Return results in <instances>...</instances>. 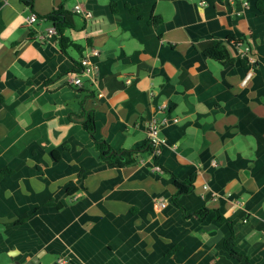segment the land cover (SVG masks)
I'll return each mask as SVG.
<instances>
[{
	"label": "crops",
	"instance_id": "obj_1",
	"mask_svg": "<svg viewBox=\"0 0 264 264\" xmlns=\"http://www.w3.org/2000/svg\"><path fill=\"white\" fill-rule=\"evenodd\" d=\"M28 1L0 0V264L38 254L44 264H246L224 246L228 224L196 215L203 208L229 219L237 250L264 264V0ZM58 7L74 13L66 36L82 53L40 38ZM210 40L234 61L202 54ZM90 47L96 84L72 86ZM89 114L117 151L145 149L157 120L165 171L146 151L137 165L104 164ZM174 177L194 178L179 205Z\"/></svg>",
	"mask_w": 264,
	"mask_h": 264
},
{
	"label": "trees",
	"instance_id": "obj_2",
	"mask_svg": "<svg viewBox=\"0 0 264 264\" xmlns=\"http://www.w3.org/2000/svg\"><path fill=\"white\" fill-rule=\"evenodd\" d=\"M23 1L27 4L30 3V1L28 0H23ZM74 16L75 15L73 12L63 7H58L54 9L49 15H47L45 19L50 21L53 25V28L56 30L57 34L55 38L57 39L59 47L63 52H66L69 48L73 47L77 49L79 53H82L83 49L81 48V46L77 45L66 36V31L75 27ZM153 23L154 25L157 26L159 24V19H154ZM199 48L202 54H204L206 57H209L221 64L232 63L234 61V59L231 57L228 46L223 42L217 40H210L201 43L199 45ZM242 61L244 64L247 65V63L244 60ZM256 66L257 65L255 64L254 67ZM83 125L85 129L88 131V133L91 135L92 139L94 140L96 149L100 153V159L106 165L115 168H124L128 166L137 165L139 163V158L142 153H144L145 151L148 152L149 154L153 153V148L150 144H148V146L145 149H122L118 151L114 150L108 144V142H106L103 139H98L96 137L95 120L92 114H89L87 116V119L83 123ZM158 160L159 157L153 158L154 163L160 165ZM160 167L162 171H165V169L161 165ZM7 172L9 171L7 170L3 171L1 175ZM174 178H175L174 185L177 189V192L174 195V202L179 205L180 198L183 195L189 193L193 188L194 178H189L187 180H180L176 177ZM211 213H213L214 220L217 223L220 224L226 223L228 224L231 230L230 235L224 241V246L227 249V251L230 253V255L233 256L238 261L245 262L246 264H250L248 257L241 254L236 248V240H235L233 224L229 219L224 217L221 213H219L216 210H209L206 208H203L202 210L196 212V215L200 216L202 219H205ZM22 222L23 221H20L18 223H22Z\"/></svg>",
	"mask_w": 264,
	"mask_h": 264
},
{
	"label": "built area",
	"instance_id": "obj_3",
	"mask_svg": "<svg viewBox=\"0 0 264 264\" xmlns=\"http://www.w3.org/2000/svg\"><path fill=\"white\" fill-rule=\"evenodd\" d=\"M230 2H233L234 0H229ZM201 6L204 5V2L201 1L199 3ZM243 5L245 8H249L250 4L248 1H244ZM74 12L77 14L83 15L86 19H89L92 17V14L85 11L84 8L81 6H76L74 8ZM240 13H238L239 15ZM38 21V17L36 14L32 13L29 17L26 19V26L30 27L33 24H35ZM57 32L54 28H50L45 35H41L40 38H52L56 36ZM100 54L99 50L95 47L88 48L87 53L82 57L80 64L76 70L71 72L68 75L69 78V84L75 87H81L83 85V79L89 80L92 84H96L97 75H98V69L97 66L91 61V57H96ZM242 54L244 58H246L247 62L250 64L252 68H255L254 65L256 64V58L253 54L250 47H247L245 50L242 51ZM250 77V75L247 76L244 83L247 82V79ZM131 81L128 80V83ZM101 96V95H100ZM161 110L166 109V105H162L160 107ZM175 123L179 121L178 118H175L173 120ZM161 131V124L157 120H153L148 124V137H149V144L153 148V153L151 154V161L153 164V167L156 171H162L160 165H157L154 163L153 158L160 157L162 152V147L165 144V140L160 135ZM208 185H204V190L208 191ZM165 204H158L157 207H164ZM59 264H66L67 260L62 258L58 260Z\"/></svg>",
	"mask_w": 264,
	"mask_h": 264
},
{
	"label": "water",
	"instance_id": "obj_4",
	"mask_svg": "<svg viewBox=\"0 0 264 264\" xmlns=\"http://www.w3.org/2000/svg\"><path fill=\"white\" fill-rule=\"evenodd\" d=\"M53 39H56L55 37ZM42 255H37L35 258L31 259L30 261H28L26 264H44L42 261ZM13 260V259H12ZM10 264H22L19 261H12V263ZM53 264H59L58 262H54Z\"/></svg>",
	"mask_w": 264,
	"mask_h": 264
}]
</instances>
